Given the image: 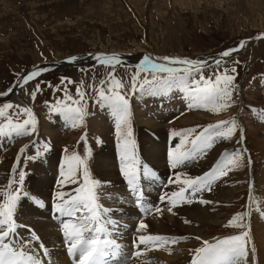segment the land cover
Here are the masks:
<instances>
[{"label":"rangeland","instance_id":"obj_1","mask_svg":"<svg viewBox=\"0 0 264 264\" xmlns=\"http://www.w3.org/2000/svg\"><path fill=\"white\" fill-rule=\"evenodd\" d=\"M261 34H264V0H0V94L7 92L10 88L13 89L12 93L0 97V105L12 103L20 109L29 108L36 119V131L31 135L23 137L0 135V141L9 140V150L5 154L14 149L17 150V154H13L16 164L14 163L15 166L12 169L17 165L19 150L25 145L28 146L26 152L20 157L13 180L15 183L12 185L13 191L16 188H22L23 192L29 191L30 195L27 198L22 195L18 201L14 213L16 224L23 227L22 229L25 228L24 226H29L39 235L41 230L54 231L53 226L47 228L48 222H53L50 215L47 217L42 210L48 209V206L52 204L37 205L35 197L47 201L53 193L55 179L60 174L54 176V183L49 182L52 184L49 197H44L31 190V180L35 174L36 163L44 161L49 155L57 157L59 161L57 170L60 172L62 153L65 152L64 162L73 150L81 157L90 153L87 158L90 175L101 182L104 176L101 174L102 169L96 164L99 156V158L105 157L104 159L111 160L112 166L109 169L116 172L121 171V158L117 155L118 152L115 154L114 151L116 146L118 151L122 149L123 141H118L114 116L111 111H108L109 109L97 103L98 98L95 93V90L101 87L100 82L105 80L110 72H114L116 78L122 80L125 85L121 92L130 105L131 139L140 147L138 158L140 170L143 169V163L150 165L145 162L144 158H146L145 150L152 145L151 140L156 143L163 141L162 148H166L168 153L180 143V134L184 130L197 129L199 131L208 124H215L221 120H235L238 125L231 140H217L205 155L181 168L174 170L170 167L172 172L169 170L168 154L165 151L164 161L152 163L149 169L159 164L166 166L170 172L166 187H168V181L174 178V174L200 176L215 167L217 159L224 158L226 153L236 151L241 153L239 166L233 167L226 176L217 180L210 191L201 192L193 197L192 202L178 201L177 205L172 207L167 201L168 198H165L164 205H160V209L153 207L151 214L145 208L146 215L140 218L138 223H145L155 218L156 214H161V219L164 217L166 221L164 226L157 221L154 227H146L147 229L139 232L135 230L138 239L140 236H148V233L154 236L167 237L170 235L173 238L183 237L184 239L163 245L158 242H149L142 246L138 244L139 250H136V256L131 259L141 258L143 253H155L154 255L163 253L166 246H168L167 249L172 246L171 251H175L174 254L182 251L186 255H192L196 245L203 246L205 240L215 243L217 240L245 231L249 234L247 249L250 252L254 244L258 243L257 234L260 232V235H264V225L261 228L257 227V223L250 224L251 214L252 217L254 214L263 216L264 211L261 207L264 201V38L257 39ZM241 42H246L244 47H241ZM228 49H238L235 56L223 58L220 65L221 70H227L235 77L233 82L235 91L230 107L219 112L188 108L187 105L184 109L178 107L179 109L167 120L164 134L155 132L149 127L143 128L139 124L136 118V108L148 114L151 112L148 102L153 98L161 99L162 97L148 96L131 90V76L138 64L136 61L141 60L145 55L157 62H161L162 57L204 61H207V58L209 59L208 67L203 72L207 77L216 70L214 61L221 59L219 54ZM96 54L117 55L121 62L116 65L115 69L97 64L92 58ZM71 57L78 59L74 63L66 62ZM35 67L48 70L23 87H19L17 82H21V77ZM233 68L236 69L234 73L231 72ZM61 77L70 78L72 83L65 81L62 84ZM16 83L17 88H14ZM37 83L40 85V90L33 99L30 92L35 89ZM64 88L68 89L73 99H78L76 95L78 88L85 93L88 114L80 126L72 127L67 121L68 125L64 126L65 132L60 134L57 132L59 131L56 128L57 122L59 119L60 122L64 120V117L61 113L53 112L51 109L59 100L70 103L65 99V93L62 90ZM170 94L174 96V102L175 99H185L179 89H173L168 95ZM9 111L12 113L13 122H16L17 109L13 108ZM148 116L152 119V115ZM23 118L20 117L21 120ZM6 123L7 120L0 117V126ZM44 128L47 130L44 131ZM141 128L146 129L150 136H144ZM167 130L170 134L176 135L173 145L168 141ZM45 145H48L50 150L45 151ZM111 145H113L112 148ZM38 152L40 153L38 158L28 159L29 156H36ZM5 154L0 155V167L9 165ZM46 154L48 155L42 158ZM20 171L25 172L22 186L18 183ZM13 174L12 171L11 177H8L9 180L12 179ZM107 174L110 176L109 173ZM141 177L142 174L139 171L138 182L142 181L143 177ZM6 184L4 191H10L9 181ZM73 186L61 187L59 183L56 191L62 188H67L69 191ZM177 187V185L169 184L165 192L170 195L177 190ZM41 188L44 189V186L42 185ZM124 189L129 190L128 185H125ZM63 190L67 192L66 189ZM98 191L102 205L111 206L113 203L109 202L114 200L103 199L101 188ZM230 192L233 193L228 195ZM164 195L162 197H165ZM159 196H161L160 193ZM131 197L132 195H129L127 199L135 205ZM104 200H107V203ZM201 200L210 203H201ZM55 201L58 203L57 198ZM2 202L1 198L0 203ZM141 203L140 201L139 204ZM169 207L172 208L171 211ZM201 209L207 212L206 215L211 219L220 216L221 224L203 221L202 216L196 213ZM31 212L36 218L30 215ZM243 212L248 213L243 219L244 227L229 226V221L236 214ZM110 214L111 217L116 215L112 211ZM193 214L197 216V219H193ZM129 217L137 221L136 218L141 217V214L136 215V218L133 215ZM209 217L207 220L210 219ZM32 218L38 222L41 220L40 222L43 223L47 218L46 228L38 229L37 226L34 228V224L31 223ZM178 218H183L184 222H188L178 226L179 224H175ZM262 220L264 221V216ZM259 228H261L260 231ZM146 230H148L147 233ZM131 234L135 235V233L127 235L126 242L137 241L136 238L130 237ZM118 235L126 236L119 233ZM23 236L26 237L25 232ZM109 237L113 239L111 234ZM27 238L25 239H31ZM257 248H254L256 252ZM138 252L139 255H137ZM125 264H130V261ZM258 264H263V262L259 259Z\"/></svg>","mask_w":264,"mask_h":264},{"label":"snow or ice","instance_id":"obj_2","mask_svg":"<svg viewBox=\"0 0 264 264\" xmlns=\"http://www.w3.org/2000/svg\"><path fill=\"white\" fill-rule=\"evenodd\" d=\"M260 38H264V34L257 37V39ZM245 44L246 42H241V47H244ZM235 51L238 49H228L220 53L221 59L214 61L216 70L207 77L203 74L208 67L207 61L162 57L160 58L161 62H157L152 57L145 55L135 66L136 70L131 76V90L148 96L163 97L171 93L173 89H179L188 101V108L206 109L212 112L223 111L231 106L232 95L235 91L233 83L235 77L227 70L220 69L221 60L231 56ZM92 58L97 64L110 66L113 69L121 62L117 55L96 54ZM77 59V57H71L66 62L74 63ZM47 70V68L35 67L31 72L21 77V83L18 86L23 87ZM235 71V68L231 69L232 73ZM65 81L69 84L72 83L70 78L61 77V83L63 84ZM100 83L101 87L95 90L98 98L97 103L109 109L115 118L118 141H123L121 172L139 204L142 200V193L138 187L140 165L135 157L134 141L131 139L129 101L121 92L125 85L122 80L116 78L114 72H110L108 77ZM39 90L40 85L37 83L35 89L30 92L33 99ZM62 90L65 93V99L70 103L59 100L51 110L61 113L72 127L80 126L88 114L85 93L78 88L76 93L78 99H73L67 88ZM12 92L13 89L10 88L0 95H8ZM13 108L17 109L16 122H13L12 113L9 111ZM0 117L7 120L6 124L0 126V135L23 137L36 131V119L29 108L20 109L19 106H14L12 103H4L0 105ZM20 117L24 118L21 120ZM237 127L235 120H221L215 124H208L199 131L197 129L184 130L180 134V143L176 145L175 149L168 152L170 167L175 170L195 161L205 155L217 140H231ZM82 139L84 138L82 137ZM27 147L25 145L19 150L17 164ZM47 150L50 149L48 145H45V151ZM39 155L38 152L36 156H29L28 159H36ZM88 155L90 153L81 157L73 150L66 157L65 163L61 165L59 183L61 186L75 185V188L68 192H57L58 203L55 204V211L61 217H67L66 221H62L64 242L68 255L77 257L76 264H103L105 257L117 254L119 246L115 244L114 240L108 239L109 227L113 226L115 222L108 215L111 210L99 203L98 190L103 185L101 181L91 177L87 165ZM240 159L241 153L238 151L226 153L215 167L203 175L191 177L183 173L174 174V178L170 179L168 183L177 185V190L170 195L166 193L165 197L161 198L162 201L168 198L172 207H175L178 201L192 202L193 197L201 192L210 191L217 180L226 176L233 167H238ZM12 171L15 172L16 169L13 168ZM143 175L156 178V173L146 166L143 167ZM18 176V183L22 186L25 172L20 171ZM13 183L15 181H9V188ZM22 195H28L27 192H23L22 188H16L14 191L0 190V198L3 199V202L0 203V264H44L37 249L33 247L34 242L39 243V248L45 256L48 255L47 248L34 233L31 234L29 240H15L17 224L14 220V213ZM200 202L210 203L205 200ZM171 210L172 208L169 207V211ZM146 211H151V209H146ZM247 215V212L236 214L229 221V226L244 227L243 219ZM146 227L147 225L141 222L137 230L140 231ZM178 239L184 238L160 235L140 236L139 244L147 245L149 242H158L163 245L168 242L175 243ZM248 240L247 231L217 240L215 243L205 240L203 246L193 250L191 264H241L248 255ZM139 254L138 252L137 255Z\"/></svg>","mask_w":264,"mask_h":264},{"label":"bare ground","instance_id":"obj_3","mask_svg":"<svg viewBox=\"0 0 264 264\" xmlns=\"http://www.w3.org/2000/svg\"><path fill=\"white\" fill-rule=\"evenodd\" d=\"M236 52L237 51L233 52L232 55L235 56ZM206 60H207V62H209V59L206 58ZM139 61H136V63H139ZM19 84L20 83H18V85ZM173 99H174V96H172L171 94L163 96L161 99L160 98L151 99L148 102L149 110H151V112L148 114H146L145 112H143L139 108H136V118L138 119L139 124L143 128L149 127L151 129L155 130V132H158V133L162 132L164 134V132H165L164 130H165V128H167V120L170 119L172 117V115L175 113V111H177L179 109L178 107L184 109V107L188 103V101L185 102V99L182 98V99H178V100L175 99L176 103L179 102V104H176ZM180 102H182V104H180ZM148 115H152L151 116L152 119H149L150 117ZM66 123H67V121L65 119L64 120L62 119L61 122L59 119L57 122V127H56L59 129V131H57V132H59L60 134L65 132L64 126L68 125V123L67 124ZM48 128H50V127H48ZM46 130L47 129L44 128V131H46ZM141 131L145 134V135L143 134L144 136H147V137L150 136V134L146 131V129H142ZM8 141L7 140L0 141V155L5 154L7 152V150H9L8 147L10 145H8ZM150 143L152 145H150V147H148L149 149L145 150V157L146 158H144V159H145L146 163L148 162L152 166V163H156V162L161 163L162 161H164V159H165L164 158L165 157L164 152L166 151V153H167V149L162 148L163 141H162V143H160V142L156 143L153 140H151ZM112 146L113 145H111V148H112ZM14 153L17 154L16 149H14L13 151H9L7 154H5V159H6L7 163H9V165H2L0 167V190H5V186L7 185L6 183H8V181H9L8 177H10V174L12 172V167L14 166V163L16 160V158L15 159L13 158ZM108 154H110V153L108 152ZM107 156H109V155H107ZM98 158L96 160V164L99 165V168L102 169L101 174H102V176H104L103 181H102L103 186L101 187L103 199L107 198L110 201L114 200V201L109 202V203H114V204H112L108 208L113 213L115 212V214H116V215H113V217H111L110 212L108 214L109 217L115 222V224L113 226L109 227L110 234H115V233L118 234L119 233L121 235L124 234L127 236L130 233H133L135 230L138 229L137 221L131 220L130 222H127L128 220L131 219L130 217L128 218L129 214H132L133 216H135V218H136V215H140L139 211L134 209L135 207H133V206H135V205L133 204V202H130L127 199L129 195H132V196H134V195L131 193L130 189L129 190L124 189V186L127 185V180L122 174H120L121 171L117 170V172H116L115 170L109 169V167L112 166L111 160L104 159L105 157L99 158V159ZM108 158H110V157H108ZM58 163H59V161H58L57 157H54V155H49V157H47L44 161L37 162L35 165V174H34L33 179L31 180V183H32V189L31 190H34L35 193H37L39 195H43L44 197H49L51 194L50 187H52V184H50V183H54V176H57L60 174L59 170H57ZM142 165H143V167L146 166L148 169L151 167L150 165H146L144 163ZM10 166H11V171L9 172ZM141 170L139 169L140 174H142L143 178L141 177L142 181L140 180L138 182V187L140 188L141 193H142L141 205L148 206L149 208L152 206L153 207L160 206V205L163 206L165 199L162 201V199L157 197V196L159 195V193L161 196H163L164 193H166L165 192V188H166L165 185H166L167 179H168L169 174H170L169 170L166 169V166L164 167L160 164L158 166H154V168H151V171L156 173V178H158V179L152 178V177H145L143 175V169H141ZM107 173H109L110 176H108ZM196 173H198V171ZM118 174H120V175H118ZM42 185L44 186V189L41 188ZM63 189L67 190V188H62V190H59V191H64ZM232 193L233 192H230V193H228V195H231ZM0 201H1V198H0ZM104 202L107 203V200L106 201L104 200ZM151 204H153V205H151ZM149 205H151V206H149ZM45 206H47V204ZM129 206H132V208H129ZM261 207L264 209V201L262 202ZM166 208H168V207H166ZM33 210H34V208H33ZM204 210H206V209H204ZM40 212H42V211H40ZM49 212L51 213V210H48V213ZM196 213H198V215H201L203 221H205V222L207 221V222H211L212 224L213 223L221 224L219 221L220 216H216L215 218L211 219L209 216L206 215L207 212H205V211L203 212L202 209ZM43 214L47 216V214L45 212ZM30 215L32 217L36 218V216L32 212L30 213ZM122 215H124V216H122ZM145 215H146V213L144 211V213L141 214V217H143ZM156 215L157 216H155V218L153 217L151 220L145 222L144 224L147 225V227H150V226L154 227L157 224V221H159L161 223V225L164 226L166 218L163 217V219H161L162 218L161 214H156ZM262 215L264 216V211H263ZM263 216H261V214H254V216L252 217V214H251L250 224L251 223H253V224L257 223V227L260 226L262 228V225H264V221L262 220ZM192 217H194L193 219H197L196 218L197 216L195 214H193ZM208 217L210 219L207 220ZM193 219H192V221H193ZM25 220H26V218H25ZM29 220H30V218H29ZM40 221L38 222V220L32 218L31 223L34 224V228H37V227H38V229L39 228H46V223L48 222V219L45 218V220H44L45 223L40 222ZM170 221H171V219H170ZM60 222L61 221H59V223ZM184 223L185 222L183 221V218H178L175 222L176 225L179 224L178 226H180ZM49 226H53L54 231L50 230V229L39 231V232H41L40 233L41 238L44 240V242L46 243V245L48 247L47 258H46V256L42 255L40 257L41 260L44 261V263H46V260H48L50 258L51 264H76L77 257H72V256H69L67 254L65 256L63 247L61 248L60 244L58 245V242H57L58 239H60V241H61L59 228L51 222H48L47 228ZM17 228L18 229H17L16 234H15V240H16V236L18 237V239L16 241H19L21 239L24 240L26 237H28V238L30 237L29 231L27 230L28 228L22 229L23 227H21L19 225H17ZM261 228H259V231ZM21 229H22V231L25 232L26 237L23 236L24 232H22ZM147 231L148 230H146V233H147ZM257 231H258V229H257ZM259 233L256 236L258 243L254 244V247H252L253 251L250 250V252H248L246 260L242 261L241 264H258L259 259L264 264V235H260ZM148 235H149V233H148ZM109 236H108V238H109ZM169 236H167V237H169ZM253 239H255V238H253ZM115 244L119 246L117 254L115 256H112L110 254L108 257L112 258V264H122V259H121L122 257L123 258L127 257V259L130 258L131 254H132L131 252H132L133 244H129L127 242L125 244H123V243H115ZM142 245H144V244H141V246ZM196 246H197L196 248L199 247V245H196ZM166 247L168 248V246H166ZM255 247L256 248L258 247L257 252L254 249ZM167 248H164V249H166L165 252H163V250H162L163 253H160V254L156 253V255H154L155 253L150 254V252L148 254L143 253V254H141L142 259L141 258L133 259L130 261V264H184V263L190 264V260H191V256L193 255V251L191 253L192 255H186L182 251H177L176 252L177 254H174L175 251H171L173 249L172 246L169 247V249H167ZM107 263L111 264L110 261H107Z\"/></svg>","mask_w":264,"mask_h":264},{"label":"water","instance_id":"obj_4","mask_svg":"<svg viewBox=\"0 0 264 264\" xmlns=\"http://www.w3.org/2000/svg\"><path fill=\"white\" fill-rule=\"evenodd\" d=\"M3 96V95H0V97Z\"/></svg>","mask_w":264,"mask_h":264}]
</instances>
